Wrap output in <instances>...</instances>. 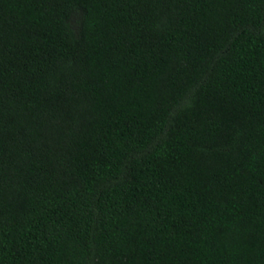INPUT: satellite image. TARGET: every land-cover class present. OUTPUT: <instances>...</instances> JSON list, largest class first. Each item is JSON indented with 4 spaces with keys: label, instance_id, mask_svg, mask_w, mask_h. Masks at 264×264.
Instances as JSON below:
<instances>
[{
    "label": "trees",
    "instance_id": "trees-1",
    "mask_svg": "<svg viewBox=\"0 0 264 264\" xmlns=\"http://www.w3.org/2000/svg\"><path fill=\"white\" fill-rule=\"evenodd\" d=\"M0 264H264V0H0Z\"/></svg>",
    "mask_w": 264,
    "mask_h": 264
}]
</instances>
